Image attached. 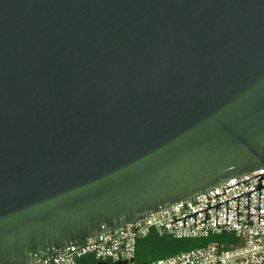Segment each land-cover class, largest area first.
Wrapping results in <instances>:
<instances>
[{
	"label": "water",
	"instance_id": "obj_1",
	"mask_svg": "<svg viewBox=\"0 0 264 264\" xmlns=\"http://www.w3.org/2000/svg\"><path fill=\"white\" fill-rule=\"evenodd\" d=\"M262 169L264 0H0V264Z\"/></svg>",
	"mask_w": 264,
	"mask_h": 264
},
{
	"label": "built area",
	"instance_id": "obj_2",
	"mask_svg": "<svg viewBox=\"0 0 264 264\" xmlns=\"http://www.w3.org/2000/svg\"><path fill=\"white\" fill-rule=\"evenodd\" d=\"M263 174L264 169L232 179L207 194L177 203L31 264H82L87 259V264L93 261L97 264H138L139 243L151 235L177 241L210 242L150 264H264V188L261 194L257 190L260 183L264 187V179L260 176ZM247 193H250V209ZM237 197H240L239 218ZM204 210H207V222Z\"/></svg>",
	"mask_w": 264,
	"mask_h": 264
},
{
	"label": "trees",
	"instance_id": "obj_3",
	"mask_svg": "<svg viewBox=\"0 0 264 264\" xmlns=\"http://www.w3.org/2000/svg\"><path fill=\"white\" fill-rule=\"evenodd\" d=\"M209 242L210 240L177 241L168 237L160 238L156 235H151L148 239L143 240L139 243L137 263L150 264L155 260L189 251L196 247L206 245ZM87 261L88 259L83 261L82 264H87ZM92 264L97 263L93 261Z\"/></svg>",
	"mask_w": 264,
	"mask_h": 264
}]
</instances>
